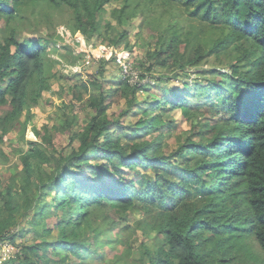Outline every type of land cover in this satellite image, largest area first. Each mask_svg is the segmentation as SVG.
<instances>
[{"label":"trees","instance_id":"obj_1","mask_svg":"<svg viewBox=\"0 0 264 264\" xmlns=\"http://www.w3.org/2000/svg\"><path fill=\"white\" fill-rule=\"evenodd\" d=\"M114 1L0 0V107L9 108L0 116V143L19 127L26 144L13 145L22 167L0 180V242L20 249L0 264H53L52 251L60 256L55 264H134L133 227L155 233L139 243L135 264H264V0H123L110 10L119 23L136 7L150 16L155 5L178 12L155 26L145 58L146 70L172 71L184 87L137 101L138 85L112 87L102 78L118 66L115 58H94L96 73L62 83L55 123L25 137L53 75L48 38L17 36L25 11L35 19L38 4H61L75 29L94 38L103 25L114 29L102 23ZM127 34L116 32L109 45L129 44ZM211 58L230 72L201 69ZM198 65L201 77L189 85L188 71ZM118 96L126 108L108 113ZM176 108L194 131L177 136L169 151L165 133H179L168 112ZM3 150L1 162L9 158ZM53 233L55 240L45 238Z\"/></svg>","mask_w":264,"mask_h":264},{"label":"rangeland","instance_id":"obj_2","mask_svg":"<svg viewBox=\"0 0 264 264\" xmlns=\"http://www.w3.org/2000/svg\"><path fill=\"white\" fill-rule=\"evenodd\" d=\"M122 4L123 0H115L111 4H105L104 7L106 8V13L102 23L108 20L114 29H106L105 25H103L102 35L94 38H87L79 30L75 29L73 26L71 11L66 9L67 7L61 4H58L56 7L49 6L44 3L38 4L36 7L35 19H29L28 12L24 10L25 17L22 23L16 27L17 36L20 40L36 39L38 36L48 38L51 43L49 46L50 50L48 52V58L51 62L46 65V72L53 73L49 79L50 87L42 92V97L39 99V103L32 108L33 117L31 122L26 127V138L35 139L34 127L38 129L43 124L51 125L55 123V119L59 116V108L64 102V96L62 94L64 92H61L60 89L62 83L65 87H70L76 81L87 80L92 72L96 73V70L91 69L92 64H98L95 63L94 58L102 57L107 59L114 57L115 63L118 65L117 67L119 69L117 67L114 70L108 69L104 72L102 78L112 79V87H118L122 81L125 80H127V83L131 86L135 84L138 85L139 90L136 92L135 96L137 101L143 100L150 92L159 95L160 93H164V90L169 87L177 85L181 88L184 87V79L180 82V79L183 77L180 76L176 78L172 71H166L165 69H161V67L156 66L150 71L146 70L149 62H147L145 58L147 49L151 46L149 41H152L156 29H158V25H166L168 21L169 23L173 22L175 18L177 20L178 12L172 10L163 12V8L159 5H155L156 13L153 16H150L142 13L141 10L136 7L133 9V14L126 15L123 19L124 23H119L116 17H111L112 14L110 15V10L114 7H120ZM2 22L3 20L0 18V38L3 35L1 28L3 27ZM156 25L157 27H155ZM121 30H126L128 33L127 41L129 44H120L118 46L113 44L109 45L108 39ZM141 62H143L144 66L141 65ZM120 66L124 68V71ZM223 67L224 62L211 58L209 61H205V63L201 66V69L221 68V75L225 72H230L228 67ZM120 69L122 70V73H120ZM131 69L133 70L134 76L126 77L125 74L129 75L132 73ZM199 70L200 66L198 65L188 71L189 77L187 82L189 85L193 84V79L197 78V76L201 77V75H198ZM138 75H143V77H140L139 80ZM202 76L207 78L210 76V73L204 72ZM86 97L87 95L84 96V99ZM84 99L79 102L76 101V116L80 119V121L85 119L84 111L78 108L83 103L84 105L86 104ZM121 108H126L125 98L123 96H118V100L114 102L112 108L108 110V113L116 112ZM7 110H9L8 106H1L0 116L4 115ZM168 113L175 123L174 128L177 127V132L179 133H165L167 136L164 141L168 145L166 148L171 151L176 148L177 136H189L191 131H194V129H191L190 122L188 120L184 118L182 119L180 109L176 108L174 110H170ZM130 118L131 120L136 119L127 116V120ZM23 119L24 114L19 118L18 123L22 122ZM20 133L21 129H19V127H14L6 135L4 141L0 143V148L4 149V153H7L9 157L4 162L0 161V180H4L5 177H8L14 170L15 165L18 169L22 167L18 160V151L19 149H25L26 144H22L23 141L18 140L20 138ZM14 144L18 145V151L14 152ZM132 214L137 217L139 215L138 211H132ZM115 221L120 226L125 225L123 221ZM129 223L131 224V222ZM130 230L131 229H127L126 232ZM126 232L125 229L122 230V233ZM132 233L135 234L131 237L133 240L132 242L136 245L132 254V261H134L135 264L136 260L142 258L139 243L142 240L151 242L155 233L149 232L147 236H143L141 231L136 227L132 228ZM45 238L53 241L56 239V234L53 233L49 236L47 235ZM27 239L29 240V236ZM250 243L254 248V252L259 253V250L255 246L254 242L250 241ZM248 248L250 247L248 246ZM16 250L17 252L13 257L18 254V251L20 253L19 248ZM1 251L9 253L10 248L1 244ZM10 255L11 254L5 255V259H7ZM50 257H53V264H55V261L58 260V257L60 256L58 253L52 251V253H50ZM1 260L4 259L1 258ZM70 262L71 264L78 263L76 258H71ZM82 264H98V262L83 259Z\"/></svg>","mask_w":264,"mask_h":264},{"label":"built area","instance_id":"obj_3","mask_svg":"<svg viewBox=\"0 0 264 264\" xmlns=\"http://www.w3.org/2000/svg\"><path fill=\"white\" fill-rule=\"evenodd\" d=\"M121 68H123V67L121 66ZM123 71H124V68H123ZM125 76L126 77H133L134 76L133 70H132V73L131 74H129V75H126L125 74ZM1 244H3L4 246H7V247L10 248L9 253H6L4 251H1ZM16 249L17 248H15L14 246L10 245L8 242H4V241L0 242V253H1L0 254V262H3V261H5L7 259H10V258H13L14 254L17 252ZM9 254H11V255L7 259H5L6 258L5 255H9ZM1 258H3L4 260H1Z\"/></svg>","mask_w":264,"mask_h":264},{"label":"clouds","instance_id":"obj_4","mask_svg":"<svg viewBox=\"0 0 264 264\" xmlns=\"http://www.w3.org/2000/svg\"><path fill=\"white\" fill-rule=\"evenodd\" d=\"M121 67V66H120ZM122 73V72H121Z\"/></svg>","mask_w":264,"mask_h":264}]
</instances>
